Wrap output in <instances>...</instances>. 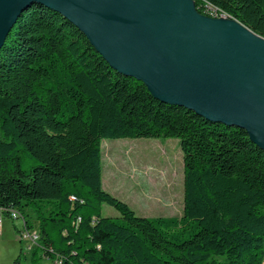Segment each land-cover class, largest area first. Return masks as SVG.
Instances as JSON below:
<instances>
[{
    "label": "trees",
    "instance_id": "1",
    "mask_svg": "<svg viewBox=\"0 0 264 264\" xmlns=\"http://www.w3.org/2000/svg\"><path fill=\"white\" fill-rule=\"evenodd\" d=\"M194 3L264 37V0ZM122 138L178 140L181 217L136 215L102 188L100 142ZM12 210L37 222L33 253L60 264H263L264 150L242 128L155 99L33 4L0 48V215Z\"/></svg>",
    "mask_w": 264,
    "mask_h": 264
},
{
    "label": "water",
    "instance_id": "2",
    "mask_svg": "<svg viewBox=\"0 0 264 264\" xmlns=\"http://www.w3.org/2000/svg\"><path fill=\"white\" fill-rule=\"evenodd\" d=\"M33 4L73 24L155 99L245 130L264 150V37L194 0H0V48Z\"/></svg>",
    "mask_w": 264,
    "mask_h": 264
},
{
    "label": "rangeland",
    "instance_id": "3",
    "mask_svg": "<svg viewBox=\"0 0 264 264\" xmlns=\"http://www.w3.org/2000/svg\"><path fill=\"white\" fill-rule=\"evenodd\" d=\"M209 12L217 16L210 7ZM114 142L117 143L114 147H118L111 154L112 163L108 165L106 147ZM100 148L104 181L116 191V198L127 203L136 215L182 216L183 163L176 138L102 139ZM127 184L134 186L133 192L128 190ZM101 213L119 216V212L108 204L102 205ZM0 217V264H54L56 259L48 258L41 250L33 253L39 246L38 241L33 244L30 240H19L21 218ZM29 232L38 234L37 222Z\"/></svg>",
    "mask_w": 264,
    "mask_h": 264
},
{
    "label": "built area",
    "instance_id": "4",
    "mask_svg": "<svg viewBox=\"0 0 264 264\" xmlns=\"http://www.w3.org/2000/svg\"><path fill=\"white\" fill-rule=\"evenodd\" d=\"M220 16H225L224 14H220ZM10 217L12 219H17L20 218V215L18 214V212L16 210H12L10 213ZM2 221V218L0 217V223ZM22 221V226L20 229H18V237L19 240L23 241V240H30L33 244H35L38 241V234H31L29 232V228L26 227L25 222L23 221V219L21 218ZM54 264H60V260L56 259L54 261Z\"/></svg>",
    "mask_w": 264,
    "mask_h": 264
},
{
    "label": "crops",
    "instance_id": "5",
    "mask_svg": "<svg viewBox=\"0 0 264 264\" xmlns=\"http://www.w3.org/2000/svg\"><path fill=\"white\" fill-rule=\"evenodd\" d=\"M102 141V140H101ZM113 145H111V144H109V146L108 147H106V153L108 154L107 156H108V165L109 164H111L112 163V161H111V154H113L115 151H116V147H118V146H116V147H114V145H117V143L116 142H114V143H112ZM110 146H112L111 148H110ZM123 145L121 144L120 145V147H122ZM119 147V148H120ZM106 156V157H107ZM111 161V162H110ZM104 183H106V186L107 187H105V184ZM101 184H102V188L105 190V191H107V192H109L111 195H113V196H115V197H117L116 195H115V190L113 189V188H111V186H109V184L107 185V181L105 182L104 181V179H103V172H102V170H101ZM121 185H123L122 183H121ZM127 187H129V189L128 190H131L132 192L134 191V186L133 185H129V184H127L126 185Z\"/></svg>",
    "mask_w": 264,
    "mask_h": 264
}]
</instances>
